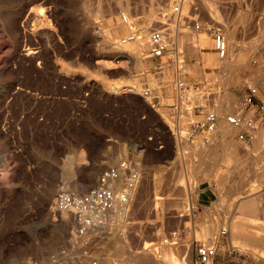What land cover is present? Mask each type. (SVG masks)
I'll use <instances>...</instances> for the list:
<instances>
[{
	"label": "rangeland",
	"instance_id": "1",
	"mask_svg": "<svg viewBox=\"0 0 264 264\" xmlns=\"http://www.w3.org/2000/svg\"><path fill=\"white\" fill-rule=\"evenodd\" d=\"M187 1L181 15L182 3L177 0H0V264H63L75 259L76 250L87 251L89 261L96 259L98 264H122L124 259L137 264L134 256L140 252L148 256L150 250H155L156 258L147 257L144 262H148L141 264H194L197 243H216L219 231L195 214L196 196L213 180L218 183L226 171L218 167L214 177L208 176L207 166L214 162L211 146L217 142L218 130L233 125L221 119L211 146L200 138L176 142L171 132L174 115L168 106L175 75L173 56L160 65L162 59L145 57L139 39L130 48L116 44L130 34L120 12L136 19L138 34L146 17L152 24L149 32L177 17L179 35L184 23L190 40L205 34L212 41L205 30H195L194 18L218 22L228 40V53L235 56L226 69L213 41L209 50L216 62L208 66L195 48L186 44L179 48L184 78L212 82L218 90L214 109L222 113L236 111L237 91L246 92L257 83L248 78L244 86L241 75L257 66L264 68V0ZM102 59L112 60L113 66H104ZM128 84L139 90L129 91ZM144 88L151 89L153 96L143 95ZM222 100L228 101L227 108ZM235 129L228 133H237L234 146L254 160L247 173L252 175L247 192L259 194L262 202V219L250 220L261 245L246 241L234 229L231 241L248 254V264H260L264 124L250 142L240 140V130ZM122 156L140 162L142 175L126 219L93 238L79 234L75 221L63 228L61 212L51 209L64 186L62 172L71 171L87 183L100 164L97 181ZM173 230L180 235L172 245L164 238ZM80 240L91 242L81 245ZM171 248L180 256L165 260L161 253Z\"/></svg>",
	"mask_w": 264,
	"mask_h": 264
},
{
	"label": "built area",
	"instance_id": "2",
	"mask_svg": "<svg viewBox=\"0 0 264 264\" xmlns=\"http://www.w3.org/2000/svg\"><path fill=\"white\" fill-rule=\"evenodd\" d=\"M177 1L183 2V0ZM120 17L122 22L128 24L130 21L131 23L130 34L122 37V42L128 43L136 40V22L125 12H120ZM176 19L177 17L165 26L151 30L149 50L144 52L145 57L162 59L160 65H164L167 60L170 61L168 57L173 56L171 61L175 64V75L172 81V101L168 103V106L174 115L171 132L175 141L181 145L185 139L191 141L197 136H202L205 145L210 144L213 139L212 135L217 130L221 119H225L239 128L238 138L240 140L251 141L256 130L264 124V98H261L259 86L251 84L247 87L246 92L238 102L236 111H224L222 113L216 111L214 107L218 104V90L215 85L209 81L189 82L182 74L183 51L175 44L173 28L169 24L176 23ZM194 28L196 31L205 30L211 35L213 49L219 58L227 56L228 40L218 22L203 23L194 18ZM125 87L131 92L139 90L131 84ZM140 91L145 96H153V92L149 88ZM141 177L140 164L128 156H122L114 164L107 166L99 174L97 183L86 190L78 192L73 189H61L56 196V209L70 211L75 216L77 232L84 235L104 223L114 213L127 215ZM221 234L226 235L228 232L222 230ZM179 235L177 230H173L164 240L167 243L173 240V242H178ZM216 239L215 244L206 242L196 244L194 264H222L217 260L219 236ZM225 243L227 245L222 250L223 252H227L230 258H239L240 264H248L249 257L243 249L233 244L231 240L225 241ZM90 263L97 264L98 261L93 259ZM63 264L78 263L75 259H69ZM122 264L132 263L124 259Z\"/></svg>",
	"mask_w": 264,
	"mask_h": 264
},
{
	"label": "crops",
	"instance_id": "3",
	"mask_svg": "<svg viewBox=\"0 0 264 264\" xmlns=\"http://www.w3.org/2000/svg\"><path fill=\"white\" fill-rule=\"evenodd\" d=\"M262 72L264 73V68L257 66L252 72L245 71L240 79L244 86L248 78L257 81L256 84L261 90V98H264V74ZM244 93L245 91H237L238 101ZM231 131L233 130H218L217 143L212 146L208 145L212 148L214 158V162L207 166L208 176L214 177L218 167L226 171L220 174L218 183L213 180L212 185L198 191L196 196L197 213L195 214L198 219L202 223L208 221L213 229L219 231L217 260L222 264H240L239 258H230L227 252L222 251L227 245L225 241L231 240V230L242 231L243 234L238 236L246 240L245 234L253 235L252 231H254L252 227L254 223L250 220L262 219V202L259 194L250 195L247 192L252 181V175L247 173L248 169L254 165V160L245 156L243 148L234 146L233 140L237 138V133L233 136L229 135ZM222 230H227L228 234H221Z\"/></svg>",
	"mask_w": 264,
	"mask_h": 264
},
{
	"label": "bare ground",
	"instance_id": "4",
	"mask_svg": "<svg viewBox=\"0 0 264 264\" xmlns=\"http://www.w3.org/2000/svg\"><path fill=\"white\" fill-rule=\"evenodd\" d=\"M190 2V1H189ZM187 4H188V1L187 0H183V2H182V5H181V7H180V9H179V13H181V15L182 14H184V11H186V9L185 8H188L187 7ZM210 4V3H209ZM208 4V5H209ZM185 9V10H184ZM207 9H208V13L211 15V16H213V9H211V7L210 6H207ZM125 12V11H124ZM126 13V12H125ZM187 16H191V15H189V14H186ZM129 16V15H128ZM130 17V16H129ZM214 17V16H213ZM216 17V16H215ZM131 18V17H130ZM194 18V17H193ZM132 20H134L135 22H136V25H137V21H136V19L134 18V17H132ZM110 22H112V21H110ZM151 22V20H150V18L149 17H146V19L145 20H143L142 21V23H141V26H140V30H141V32L138 34V25L136 26V35H137V38H136V40H138L139 39V44H140V46H142L143 48L145 47V49L144 50H146V51H148L149 50V46H150V32H149V26H150V23ZM182 22V21H181ZM211 22V21H210ZM123 24H125L126 26H127V28L131 31V23H130V21H129V23L127 24V23H125V22H122ZM170 24V23H169ZM152 25V24H151ZM171 26H172V28H173V34H174V42H175V44L177 45V46H179V45H182V46H184V44H186V45H188V49H191V48H195V51L197 50L198 51V54H199V56L201 57V59H202V61L204 62V64L206 65V66H208V64H213V63H215L216 61H215V57H214V55H213V53H212V51L211 50H209V47H210V45L212 44V41L210 42V37H208V35H205V34H203V35H200V36H197L196 38L195 37H193V39H192V37H191V39L192 40H190V36H191V34H190V32H189V29L187 30L186 28H184L183 26H186V25H184V23H183V25L180 23V25H181V27L179 28L180 29V35H179V30H178V24H170ZM112 26V25H111ZM111 26H109L110 27V29H111ZM153 27V26H152ZM188 28V27H187ZM114 31V33H113V35L115 36V29L113 30ZM235 31V30H234ZM112 32V31H111ZM111 32H110V35H111ZM192 32V31H191ZM118 33V32H117ZM189 34H190V36H189ZM198 34V33H197ZM233 34H235V33H232V35ZM118 35V34H117ZM179 36V37H178ZM232 37V36H231ZM234 37V36H233ZM232 37V38H233ZM116 38H117V36H116ZM227 38V37H226ZM136 40H134V41H132V42H128V43H124V42H122V40L120 39L119 41L117 40V42H116V44H121L123 47H124V49L125 48H130V46L132 45V44H134L135 42H136ZM234 40V39H233ZM230 41V40H229ZM236 40H234V42H235ZM232 43V42H231ZM233 44V43H232ZM231 47V46H230ZM148 48V49H147ZM180 49V48H179ZM228 51H229V45H228ZM192 52V51H191ZM230 52V51H229ZM237 54V53H236ZM232 56H234V54L232 53V54H229L228 53V56H226L225 58H221L222 60H224L225 59V61L226 62H224V64H223V69H226L227 68V66H228V61L229 60H231V59H233L232 58ZM235 57V56H234ZM135 59H136V57H134ZM133 58V59H134ZM101 61V60H100ZM102 61H103V64H104V66H106V67H108V68H110L111 66H113L111 63H112V60H108V61H106V60H103L102 59ZM215 61V62H214ZM101 63V62H100ZM114 63V62H113ZM225 67V68H224ZM69 70H70V68H65L64 69V71H66V72H69ZM133 86V85H132ZM230 101V100H229ZM221 104V103H220ZM222 105L224 106V108H227L228 107V101H226V100H222ZM219 107V106H218ZM231 111V110H230ZM190 113V112H189ZM219 126V125H218ZM218 128V127H217ZM230 128V127H229ZM236 128V126H232L231 127V129H229V130H234ZM260 128V127H259ZM258 128V129H259ZM257 129V130H258ZM256 130V131H257ZM215 132H217V130H215ZM213 133V135L214 134H216V133ZM261 134V133H260ZM213 135H212V138H213ZM255 135H256V132H255ZM255 135H254V137H255ZM215 136H217V135H215ZM260 136V135H259ZM197 138H200L201 140H202V136H197L196 137V139ZM215 139V138H214ZM254 139V138H253ZM252 139V140H253ZM251 140V141H252ZM259 140V139H258ZM216 141V140H215ZM234 141V140H233ZM203 142V141H202ZM213 142V139H212V141L210 142V144ZM230 142V141H229ZM250 142V141H249ZM217 143V142H216ZM215 143V144H216ZM225 143H227L226 141H225ZM214 144V143H213ZM259 144V143H258ZM207 145H209V144H207ZM84 158V155H82L81 156V159H83ZM132 159V158H131ZM134 161H136V160H134ZM138 162V161H137ZM139 164H140V162H138ZM102 166V165H101ZM140 168H141V165H140ZM100 170V164L99 165H97V168H96V172L94 173V172H92L91 174H89V179H88V182L87 183H84V182H82L81 180H79V179H76V178H74V175H75V173H73V172H71V171H67V170H64L63 172H62V177H63V179H64V186L62 187L63 189L65 188V189H73V190H76V191H78V192H82V187L83 186H86V185H90V187L91 186H93V185H95L96 183H97V181H95V179H96V176H97V174H98V171ZM97 180H98V178H97ZM50 195V194H49ZM55 194L53 193V196H54ZM55 200H53V203H52V206H51V209L54 211L55 210V208H56V206H55V201H56V197L54 198ZM130 209H131V207H130ZM51 210V211H52ZM58 211H60V210H58ZM130 211V210H129ZM61 213V215H60V218H59V220H60V225L63 227V228H66V227H68L69 225H70V223L72 222V221H75V223H76V219H75V216L70 212V211H66V210H61L60 211ZM51 213V212H50ZM52 214V213H51ZM51 214H48V216H47V219L49 220L50 218H52L51 217ZM128 214H129V212L127 213V215L126 216H124V215H120V214H118V213H114V214H112L111 216H110V218L108 219V220H106L104 223H102V224H100L99 226H97L96 228H94V229H92V230H90V231H88L86 234H84V235H87V234H89L91 237L92 236H94L97 232H99V231H107L108 229H111V230H113L114 228H113V226L112 225H115V223H121L123 220H125L126 219V217L128 216ZM54 215V214H53ZM54 217V216H53ZM56 218V217H55ZM55 220V219H54ZM117 225V224H116ZM113 228V229H112ZM110 232V231H109ZM107 233V232H106ZM104 234V233H103ZM237 235H242L243 233H242V231H238L237 233H236ZM170 235V234H169ZM96 236H98V235H96ZM95 236V237H96ZM101 236V235H100ZM209 237V236H208ZM93 238V237H92ZM245 238H246V240L248 241V242H250V243H252V244H254V245H261V239H258L257 238V236L256 235H252V234H245ZM165 239V238H164ZM81 241V240H80ZM165 241V240H164ZM174 241V240H173ZM173 241L172 242H169V243H173ZM91 241H85V240H82L81 241V245H84V244H89ZM74 245H76L77 244V242L76 241H74ZM167 243V242H166ZM213 244H214V242H213ZM173 245V244H172ZM165 248V247H164ZM173 248V247H172ZM170 249V251H163V253H161V255L165 258V260H170V259H178L179 258V256H180V251L179 250H175V249ZM176 248H178V247H176ZM156 249V248H155ZM139 252V251H138ZM87 253V252H86ZM86 253H80V250L79 251H77L76 250V253L75 254H73L74 256V258L75 259H77V261H78V264H91L90 262L93 260V259H91L90 261H89V257H90V255L89 254H86ZM262 253V252H261ZM148 254V256H146L145 255V253L142 255L141 254V252L140 253H138L136 256H134V257H136L135 258V262L137 263V264H141L142 262H144L145 261V259L148 257V258H150V259H153L154 260V258H156V256H157V253L155 252V250L154 251H151L150 250V252L149 253H147ZM186 256V255H185ZM150 261H152V260H150ZM259 261H260V264H264V253H263V255H260L259 256ZM148 262V261H147ZM147 262H144V263H147ZM154 262V261H153ZM153 262H152V264H153ZM175 262V261H174ZM165 263V262H164ZM167 263V262H166ZM165 263V264H166ZM170 263V262H169ZM182 263V262H181ZM98 264V263H97Z\"/></svg>",
	"mask_w": 264,
	"mask_h": 264
}]
</instances>
